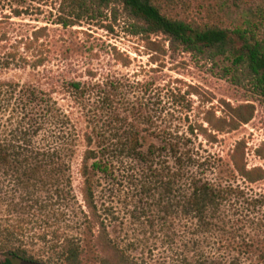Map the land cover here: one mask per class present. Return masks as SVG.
<instances>
[{
  "label": "trees",
  "instance_id": "1",
  "mask_svg": "<svg viewBox=\"0 0 264 264\" xmlns=\"http://www.w3.org/2000/svg\"><path fill=\"white\" fill-rule=\"evenodd\" d=\"M78 4L85 11L121 4L139 22V34H163L215 67L218 59L229 61L217 74L237 84L246 81L264 97V15L254 14L241 26H200L167 14L158 0ZM9 56L6 67L16 60L37 69L48 59ZM38 76L25 84L0 80V253L10 255L0 257L1 264L32 260L36 241L58 245L63 264H80L84 234L119 253L121 264H138L113 237L115 196L124 192L160 195L161 203L168 198L162 215L145 226L172 243L180 237L179 253H198L190 264H264V198L247 192L264 180V168L247 165L241 143L227 160L201 142V136L211 142L217 135L191 119L189 97L175 91L151 97L147 83L135 102L121 79L100 80L91 70L85 80L47 77L50 89ZM251 109L235 108L234 117L214 127L237 129L251 120ZM177 114L179 126L156 124L160 118L174 121ZM132 117L139 123H129ZM78 156L82 203L73 185ZM76 208L83 226L69 233L63 225ZM239 229L259 234L240 237Z\"/></svg>",
  "mask_w": 264,
  "mask_h": 264
},
{
  "label": "rangeland",
  "instance_id": "2",
  "mask_svg": "<svg viewBox=\"0 0 264 264\" xmlns=\"http://www.w3.org/2000/svg\"><path fill=\"white\" fill-rule=\"evenodd\" d=\"M78 1L0 0V80L25 84L36 81L38 75H41L43 87L50 89L47 77L65 76L67 79L85 80L89 79L91 70L100 80L108 77L121 79L124 90L129 92L127 97L135 102L142 95L140 88L147 83L153 87L151 97H169L171 91L182 93L191 100V119L217 135L216 140L211 142L201 136V142L227 160H230L236 145L241 143L245 148L244 159L247 165L264 168V97L257 94L246 81L237 84L217 74L220 67L230 64L229 61L218 59L219 66L215 67L211 61L184 51L163 34H139V22L129 16L121 4L103 7L100 11L91 8L85 11L79 8ZM158 2L167 14L200 26H241L250 18H256L254 14L264 15V0ZM71 20L76 21L74 25L70 23ZM10 53L30 60L41 55L48 59L45 65L37 69L16 60H9L10 66L6 67L4 61ZM9 59L12 58L9 56ZM55 96L61 97L58 93ZM246 105L252 106L250 121L241 123L234 130H229L226 125L225 131L215 128L220 119L230 120L235 116V108ZM77 119L80 126L84 127V119ZM128 121L139 123L134 117ZM168 123L181 125L180 115L177 114L171 122L162 118L156 122L157 125ZM82 182L78 156L74 163L73 185L81 203ZM247 192L252 198H264V180L248 188ZM115 197L114 219L117 226L113 237L138 264H190L198 254L179 253L182 247L180 237L172 243L162 231L155 234L152 228L145 226L154 221L157 215V218L162 215L168 198L161 203L160 195L129 192L117 193ZM143 207H146L144 211L147 216H144ZM81 212L79 208L68 212L69 220L63 226L69 233L83 226ZM156 222L158 225L161 221ZM167 231L171 232L172 229ZM258 234L252 230L238 231L240 237L243 235L250 238ZM261 237H264V233ZM31 243L33 253L29 255L33 261L40 264H63V253H60L55 243ZM82 247L84 252L81 253L80 264H107L105 259L110 264H121L119 253L106 248L90 234L82 236ZM257 253H253V256ZM7 255L10 256L8 253H0L2 259ZM14 262L21 264L19 259H14ZM242 264H252V261L246 260Z\"/></svg>",
  "mask_w": 264,
  "mask_h": 264
},
{
  "label": "water",
  "instance_id": "3",
  "mask_svg": "<svg viewBox=\"0 0 264 264\" xmlns=\"http://www.w3.org/2000/svg\"><path fill=\"white\" fill-rule=\"evenodd\" d=\"M0 264H1V260H0ZM21 264H40V263H37V262H35V261H33V260H22L21 261Z\"/></svg>",
  "mask_w": 264,
  "mask_h": 264
}]
</instances>
